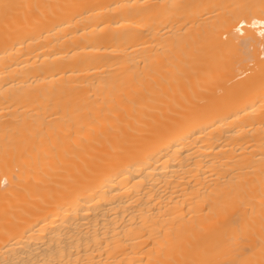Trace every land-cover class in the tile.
<instances>
[{
    "label": "bare ground",
    "instance_id": "6f19581e",
    "mask_svg": "<svg viewBox=\"0 0 264 264\" xmlns=\"http://www.w3.org/2000/svg\"><path fill=\"white\" fill-rule=\"evenodd\" d=\"M0 264H264V0H0Z\"/></svg>",
    "mask_w": 264,
    "mask_h": 264
}]
</instances>
